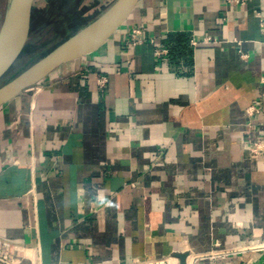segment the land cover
<instances>
[{"label":"crops","instance_id":"0c3cea01","mask_svg":"<svg viewBox=\"0 0 264 264\" xmlns=\"http://www.w3.org/2000/svg\"><path fill=\"white\" fill-rule=\"evenodd\" d=\"M114 1L33 0L26 44L49 49ZM261 18L264 0H138L0 106V263L264 264L248 249L264 243Z\"/></svg>","mask_w":264,"mask_h":264},{"label":"water","instance_id":"95a60500","mask_svg":"<svg viewBox=\"0 0 264 264\" xmlns=\"http://www.w3.org/2000/svg\"><path fill=\"white\" fill-rule=\"evenodd\" d=\"M138 0H116L96 19L0 86V106L34 87L65 62L95 49L131 12ZM33 0H6L0 24V78L14 65L29 39ZM185 264L187 254H176ZM1 264V263H0Z\"/></svg>","mask_w":264,"mask_h":264},{"label":"built area","instance_id":"2783aa9c","mask_svg":"<svg viewBox=\"0 0 264 264\" xmlns=\"http://www.w3.org/2000/svg\"><path fill=\"white\" fill-rule=\"evenodd\" d=\"M247 0H227V2L229 3H233V4H238V5H244L246 3ZM260 27L264 30V18L260 19ZM139 34V31H134L133 32V37L137 40V35ZM212 38L211 37H205L203 39H196L195 37H190L189 39V45L192 48L197 47L200 43L203 44H207L212 42ZM157 55H165L167 54V49H161L159 51L156 52ZM104 80L100 81L99 83L102 85L104 84ZM249 150L251 152V154L253 155H259L261 152H264V140L253 143V145H251L249 147ZM248 249L250 251H261L264 250V243H260L251 247H248ZM226 254H222V256H225ZM134 264H163V263H154V262H138V263H134Z\"/></svg>","mask_w":264,"mask_h":264},{"label":"trees","instance_id":"16d2710c","mask_svg":"<svg viewBox=\"0 0 264 264\" xmlns=\"http://www.w3.org/2000/svg\"><path fill=\"white\" fill-rule=\"evenodd\" d=\"M68 38V37H67ZM67 38H65L63 41L59 42L58 44L54 45L53 47L49 48V49H45L42 50L39 48V46H33L32 44H26L22 54L20 55V57L25 54V53H30V54H34L37 53L38 55L34 58L31 59L29 65L24 68L21 69L18 72H15L13 74H11L10 72L7 73L6 75H4V77L0 80V86L8 83L9 81H11L13 78H15L17 75H19L20 73H22L24 70H26L28 67H30L31 65H33L35 62H37L38 60H40L41 58H43L45 55H47L50 51H52L54 48H56L59 44H61L62 42H64ZM19 57V58H20Z\"/></svg>","mask_w":264,"mask_h":264},{"label":"rangeland","instance_id":"374dc122","mask_svg":"<svg viewBox=\"0 0 264 264\" xmlns=\"http://www.w3.org/2000/svg\"><path fill=\"white\" fill-rule=\"evenodd\" d=\"M5 4H6V0H0V24L3 18ZM37 55H38L37 53H34L32 55L28 52L23 54L20 58H18V60L14 63V65L4 75H6L9 72L13 74L15 72L20 71L21 69L26 68L29 65L31 59L36 57ZM4 75L0 78V80L4 77Z\"/></svg>","mask_w":264,"mask_h":264}]
</instances>
